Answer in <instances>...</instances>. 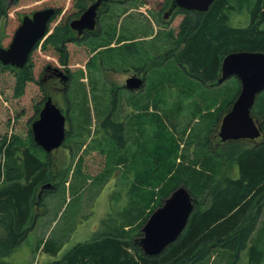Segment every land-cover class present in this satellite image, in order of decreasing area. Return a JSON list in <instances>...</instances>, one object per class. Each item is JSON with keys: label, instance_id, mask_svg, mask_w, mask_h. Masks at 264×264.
<instances>
[{"label": "rangeland", "instance_id": "1", "mask_svg": "<svg viewBox=\"0 0 264 264\" xmlns=\"http://www.w3.org/2000/svg\"><path fill=\"white\" fill-rule=\"evenodd\" d=\"M38 1L22 0L16 4L12 1L10 9L12 16L9 15V18L0 21L2 46H8L11 42L20 25L21 14L52 7L51 4L54 3L58 5L63 3L62 0ZM87 2L89 4L92 0ZM162 4L163 0H113L102 9L99 22L104 35L109 31L115 34L105 35L106 39H99L100 37L90 39L96 51L92 53L93 49L90 47L91 51L85 49L86 53H83L79 62L73 60L71 67L73 70L77 69L73 81L68 82L66 88L57 83V88L48 90L54 102H60L66 109L69 135L67 134L62 144L64 149L49 155L55 162L52 182L58 186L52 184V188L45 190L44 204L37 210L39 217L36 223L22 244L6 258L12 264H47L58 259L78 242L93 237L96 230L104 229L105 225L101 223L109 214L111 217L119 218L116 219L117 222L120 221L119 212L127 208H131L136 215L134 217L138 229L135 230L134 237L142 236V227L150 214L162 205L164 199L177 186L181 185V183L173 185V182L170 185H163L165 183L162 181L153 182L155 181L153 177L167 175L169 167L174 164L173 167L186 168L185 161L178 162L185 156L195 160L194 156L200 145L199 137L202 135L207 138L211 152L223 150L227 142H222L219 136L221 120L237 98L241 83L239 86L237 77L231 76L224 82H218L219 84L204 86L201 81L190 78L180 70L175 58L167 59L165 54L168 52L171 54L174 45L165 35L169 36L171 30L177 33L184 13L172 14L164 19V13L161 12ZM67 5L69 3L66 0L65 8ZM228 13L230 15L228 21L232 25H247L250 22V11L247 6L242 9L231 8ZM122 34L128 39H122ZM122 41L135 44L140 60L137 63L147 72L146 84L138 92L122 88L126 76L135 71V67L129 68L133 66L131 62L117 60L121 57L120 54L130 55L119 49L121 45L118 44ZM103 42L107 46L109 44L115 46L102 50ZM75 47L80 49L83 46ZM160 53L165 57H160ZM91 54L94 56L87 65V58ZM141 56L147 59L143 61ZM12 86V76L0 73V139L5 133L25 136L37 115L38 95L35 83L28 86L26 94L21 98L13 96ZM216 90L220 91L221 97L218 100L220 102L213 104L210 107L211 111H217L219 107H224L229 98L235 95L236 97L232 103L225 106L218 119L209 121L204 114L208 102L213 101L210 96ZM182 93H186V97ZM262 95L264 91L257 96L256 108L258 104L260 105ZM156 99L162 101L156 103ZM112 109H114L112 120L121 122L124 127L123 147L116 144L117 142L107 135L101 126L103 119ZM18 112L21 113L18 124L16 126L8 124L9 116H15ZM255 117L259 122L263 119L262 115ZM161 119L165 124L160 122ZM203 128L204 131L198 134ZM181 130L186 132L181 133ZM191 134L197 137H192ZM263 138L264 131L261 137L245 140L243 143L233 140L231 146L237 149L241 144L255 145ZM172 151H175V156L169 155ZM41 155L46 156L45 152ZM2 158L0 155V161ZM122 159H126L127 163L119 164ZM193 160H189L190 163H194ZM193 165L195 166V163ZM70 168L72 170L69 172L67 182L70 188L58 191L60 187L58 183L63 178L60 173ZM218 174V179L225 176L236 178L239 175L238 164L226 161ZM136 177H146L145 180L152 185L150 188L146 187V184H141L139 188L144 194L151 190H154L155 194L147 196L148 199L138 196L140 189L134 188L137 184ZM72 183L80 185L77 192L73 191L74 188L72 190ZM182 183L191 188L190 183L188 185ZM51 193L52 195H49ZM195 198L201 208L206 207L208 195L198 194ZM141 204L145 206L144 210ZM263 215L249 246L239 253V258L229 262L230 258L226 257L222 264H264ZM66 236L67 239L58 255H51L43 249L45 241H48V245H53L56 241L60 242L61 238L64 240ZM253 242L258 243L256 245L259 251L258 262L252 260L249 253ZM221 252L225 253L223 250ZM220 255L216 254L210 261L207 259L199 264L221 261Z\"/></svg>", "mask_w": 264, "mask_h": 264}, {"label": "trees", "instance_id": "2", "mask_svg": "<svg viewBox=\"0 0 264 264\" xmlns=\"http://www.w3.org/2000/svg\"><path fill=\"white\" fill-rule=\"evenodd\" d=\"M12 1L16 4L22 0H0V21L9 18V15L12 16L10 13ZM62 1L63 3L59 5L51 4L55 8V14L48 24L45 35L32 49L28 62L22 68L3 65L0 62V73L11 75L13 78L12 93L15 98L23 97L28 86L35 83L38 95L36 114L39 111V101L43 98L37 83L40 68L48 63L70 65L74 59L79 62L83 53H86L85 49L75 47L73 39H63V35L71 29L70 19L79 16L88 3L86 0H67L69 5L65 8L66 0ZM171 2L172 0H163L161 12L167 11ZM244 6L249 8L250 22L247 25L230 24L229 10L242 9ZM182 13L184 18L179 23L177 33L171 30L169 36L165 35L174 45V47L171 46V54L168 52L165 55L167 59L175 58L177 61L175 64L180 70L190 78L201 81L204 86L219 84L222 62L228 53L241 50L264 52V0H215L206 11L196 12L177 8L173 14ZM23 15L25 14L19 17L20 21ZM68 16L70 17L67 20ZM107 33L115 34L112 31ZM165 37L163 36V39ZM122 39H128V37L122 35ZM89 43L94 50L92 40H89ZM119 49L130 54L127 56L124 53L120 54L121 57L117 59L119 62L137 60L139 63L138 49L134 43L127 42ZM165 55L161 54L160 57L164 58ZM146 57L141 56V59L144 61ZM238 83L240 86V81ZM217 91L219 90L214 91L210 96L212 102L206 101L208 106L204 116L209 121L218 119L225 106L232 103L236 97L235 95L229 98L224 107H219L217 111H211L210 107L220 102L218 101L221 97L220 91ZM182 94L186 97V93ZM149 99L151 102V94ZM155 101L160 103L162 100ZM259 102L260 105L258 104L257 108L256 105L253 107L252 114L262 115L260 124L264 131V95ZM113 110L106 115L101 125L105 133L117 142L116 144L123 147L124 127L121 122L112 120ZM199 111L201 112L200 109ZM20 118L21 113L18 112L15 116L10 115L7 122L16 126ZM160 122L165 124L163 119ZM172 134L174 135V132ZM162 136L165 137L163 134ZM199 140L200 145L198 144L195 160L185 156L178 162L185 161L186 168L173 167L174 164L169 167L167 175L153 177L155 180L153 182L162 181L165 183L163 185H170L171 182L173 185L184 184L182 182L187 185L190 183L194 197L203 193L208 195V202L204 208H201L196 200L185 229L174 242L168 244L158 254L144 253L134 237L135 230L138 229L136 217H134L136 215L131 208H127L119 212L120 221L117 222L119 218L111 217L109 214L101 223L105 225L103 230H96L93 237L78 242L60 258L47 264H199L207 259L210 261L216 254H221L219 256L221 261L211 264H220L226 257L230 258L229 262L236 261L239 253L249 246L264 212V138L255 145L241 144L237 149L232 148L233 141H228L223 150L214 152L209 150L208 141L204 135L199 137ZM245 140L250 139L236 141L243 143ZM42 152H44L42 147L34 141L31 127L25 136L17 133L11 135L5 133L1 136L0 155L3 158L0 161V264H12L6 258L22 244L36 223L39 217L37 210L44 204L45 191L40 196L42 187L47 183L58 186L52 182L55 162L47 154L42 156ZM169 155L175 156V151ZM189 160H193L195 166ZM226 161L238 164L239 175L236 178L225 176L218 179V172L223 169ZM120 162L119 164L127 163L126 159ZM71 170L72 168L66 169L62 171V174L60 173L63 178L58 183L60 186L58 191L61 189L66 191L70 188L67 182ZM149 176L152 177V175ZM171 176H173L172 179ZM136 178L137 184L134 188L138 189L141 184L151 188L152 185L145 180L146 177ZM71 187L72 190L74 188V192L80 189L79 184L72 183ZM154 194V190L144 194L140 189L138 196L148 199L147 196ZM141 206L144 210L145 206L142 204ZM141 234L142 232L139 235ZM66 239L67 236L53 245H48V241H45L43 249L51 255H58ZM257 244L253 242L249 252L252 260L256 262H258L259 252ZM222 250L225 253H222Z\"/></svg>", "mask_w": 264, "mask_h": 264}, {"label": "water", "instance_id": "3", "mask_svg": "<svg viewBox=\"0 0 264 264\" xmlns=\"http://www.w3.org/2000/svg\"><path fill=\"white\" fill-rule=\"evenodd\" d=\"M214 1L172 0L163 18H169L177 8L206 11ZM101 3L102 0L91 3L78 18L71 21V27L79 34L85 29H95ZM54 14V7H46L24 15L9 45L0 46V62L22 68L28 62L32 49L45 35ZM231 76L238 77L241 88L232 107L222 117L219 136L222 142L256 139L262 135V127L252 114V109L257 96L264 91V52L241 50L228 53L223 59L218 82H224ZM142 82L139 76H131L127 80V87L138 89ZM66 120V115L49 96L39 118L31 125L34 141L47 152L59 148L66 139ZM51 186V183H47L43 189ZM195 202L196 198L186 185L177 186L162 205L150 214L142 227V236L136 238L144 253L158 254L174 242L185 229Z\"/></svg>", "mask_w": 264, "mask_h": 264}, {"label": "flooded vegetation", "instance_id": "4", "mask_svg": "<svg viewBox=\"0 0 264 264\" xmlns=\"http://www.w3.org/2000/svg\"><path fill=\"white\" fill-rule=\"evenodd\" d=\"M88 1V0H86ZM94 1L96 0H92L91 3H93ZM113 0H102V3H101V6L99 7L98 9V16H97V24H96V27L95 29L93 30H88V29H85L83 33L79 34V32L77 30H74L72 27H71V21L75 18H78L83 12H81V14H79V16H76V17H72L69 21V26H70V30L68 31V33L64 34L63 35V39H73L74 42L73 44L75 46H83L81 49H87V51H91V46H88L87 44V41H89L90 39H93V38H103V39H106V36L105 35H109L108 33H106L105 35L103 34L104 32H102L100 30V19H101V14H102V9L105 8L106 6L110 5V3L112 2ZM88 3V2H87ZM89 3L87 5V7L91 4ZM86 7V8H87ZM109 10V9H108ZM107 10V11H108ZM34 12V11H33ZM29 14H32L29 13ZM23 17V16H22ZM70 16H68L67 20L69 19ZM22 21V19H21ZM123 35V34H122ZM104 41V40H103ZM125 43H127V41H122L120 42L118 45H124ZM104 45L101 46L102 50H104L105 48H112L114 46H107L104 42H103ZM95 50L92 51L95 52ZM94 55L91 54L90 57L87 58V65L90 64L91 62V57H93ZM137 60H133L131 63L133 66H130L129 68L131 67H135V71L133 72H130L127 76H126V80H125V83L122 85V88H125V89H128L129 91H135V92H138L140 90L143 89L144 85L146 84V79H147V72L146 70L142 69L141 67H139ZM125 68V67H124ZM122 68V70L124 69ZM128 67H126L127 69ZM77 71V69L73 70L72 67H71V64L70 65H66V64H62V65H52L50 63L48 64H45L43 65L39 72H38V77H37V83H38V86H39V89L43 95V98L39 101V111L36 115V119L39 118L40 116V113H41V110L42 108L44 107V104H45V101L47 100V98L50 96L48 94V90L51 89V88H57V83H60L63 85V88L67 86L68 82H72L73 78H74V72ZM131 76H134V77H140L143 79V82L140 86V88L138 89H131V88H128L127 87V80L131 77ZM121 87V86H120ZM54 101V100H53ZM61 109V111L66 115L65 111L66 109L62 106V104L60 102H55ZM68 115H66V137H67V134H69V121H68ZM35 119V120H36ZM102 126V125H101ZM103 129V127H102ZM43 151L45 152V154L47 155H50V154H55L57 153L58 151L64 149L63 146H60L59 148H56L54 149L53 151L51 152H47L44 148H42ZM52 188V187H50ZM49 188H44L42 187V191H41V194L40 196L42 195V193L45 191V190H48Z\"/></svg>", "mask_w": 264, "mask_h": 264}, {"label": "bare ground", "instance_id": "5", "mask_svg": "<svg viewBox=\"0 0 264 264\" xmlns=\"http://www.w3.org/2000/svg\"><path fill=\"white\" fill-rule=\"evenodd\" d=\"M71 115V114H70ZM176 187V186H175ZM127 238V237H126Z\"/></svg>", "mask_w": 264, "mask_h": 264}]
</instances>
